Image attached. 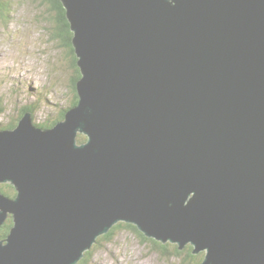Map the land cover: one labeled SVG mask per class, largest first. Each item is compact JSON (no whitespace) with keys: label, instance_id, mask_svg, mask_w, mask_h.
Instances as JSON below:
<instances>
[{"label":"water","instance_id":"1","mask_svg":"<svg viewBox=\"0 0 264 264\" xmlns=\"http://www.w3.org/2000/svg\"><path fill=\"white\" fill-rule=\"evenodd\" d=\"M61 1L79 100L0 130V264H78L121 221L264 264V0Z\"/></svg>","mask_w":264,"mask_h":264},{"label":"rangeland","instance_id":"2","mask_svg":"<svg viewBox=\"0 0 264 264\" xmlns=\"http://www.w3.org/2000/svg\"><path fill=\"white\" fill-rule=\"evenodd\" d=\"M6 1L8 7L0 5V12L5 13L0 15V130L18 122L27 106L33 107L34 124L50 128L75 101L76 69L67 47L54 33L57 12L46 0ZM168 243L172 248L176 244ZM182 250L163 254L149 238L123 228L110 240L100 238L94 243L89 261L186 264Z\"/></svg>","mask_w":264,"mask_h":264},{"label":"trees","instance_id":"3","mask_svg":"<svg viewBox=\"0 0 264 264\" xmlns=\"http://www.w3.org/2000/svg\"><path fill=\"white\" fill-rule=\"evenodd\" d=\"M51 7L57 12V18L55 20V30L54 33L56 36H58L57 38H59L61 41H63V44L67 47V53L69 55V57L72 58L73 64L75 65V69H76V75L73 76V80H72V86L73 89L75 91V101L73 102L72 106H74L78 100H79V96L76 90V82L77 80L81 77V72H80V68L77 65V56L74 52V48H73V44H72V38H73V32L70 28V23L68 21V18L66 16V9L63 6V3L61 0H46ZM0 5H4L5 7H8V3L6 0H0ZM4 7V8H5ZM4 12H0V15H4ZM5 19V18H4ZM30 111L31 114H33V107L32 106H27L25 107L20 115V118L24 115V113ZM67 109L62 113V115L55 121H53L51 124H49V126L51 125H55L58 121L62 120L65 118V114H66ZM19 118V119H20ZM18 119V122H19ZM17 121H14L12 124H10V126H7L6 128H15L18 125ZM40 127H42L43 125L40 124H36ZM5 127H3L2 129H6ZM78 140L79 142L85 141L86 140V136L84 134H79L78 135ZM0 189L3 193H5L8 196L14 197L17 194V191L15 189V187L10 184V183H1L0 184ZM13 225V218H8L7 221L2 225V228H0V239H4L8 236L10 229ZM129 229L131 231H135L137 232L139 235H141L143 238H149V240H152L154 243V246L159 249V251H161L163 254H169L171 253L170 251L172 250H176L178 253L179 251H183L182 249L179 248L178 244H173L174 248H172V246L168 243V242H163L160 240H157L155 238H150L147 237L145 234H143L135 224L132 223H128V222H118L117 224H115L111 230L104 234L101 235L98 240L100 238H104V239H108L110 240L112 238L113 233H115L118 229ZM184 252H185V260L187 261L186 264H200L202 262V260L205 257V252H199V253H194L193 252V246L191 244H188L185 248ZM93 253L90 250H87L85 252V255L81 258V260L78 262V264H90V257Z\"/></svg>","mask_w":264,"mask_h":264},{"label":"flooded vegetation","instance_id":"4","mask_svg":"<svg viewBox=\"0 0 264 264\" xmlns=\"http://www.w3.org/2000/svg\"><path fill=\"white\" fill-rule=\"evenodd\" d=\"M9 218H12V217H9ZM2 228V227H1Z\"/></svg>","mask_w":264,"mask_h":264}]
</instances>
